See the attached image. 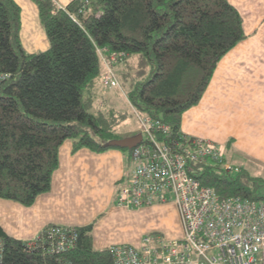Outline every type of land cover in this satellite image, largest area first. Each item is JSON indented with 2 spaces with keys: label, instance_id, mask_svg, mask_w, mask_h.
Here are the masks:
<instances>
[{
  "label": "trees",
  "instance_id": "obj_1",
  "mask_svg": "<svg viewBox=\"0 0 264 264\" xmlns=\"http://www.w3.org/2000/svg\"><path fill=\"white\" fill-rule=\"evenodd\" d=\"M32 1L50 42L36 53L23 46L20 6L0 0V199L27 207L51 189L66 140L74 151L103 152L124 138L113 128L125 114L106 104L105 89L126 95L135 115L169 124L180 137L183 114L246 37L227 0ZM109 62L119 86L104 84ZM197 178L221 198L264 200V174L209 164ZM76 231L74 249L51 255L29 251L0 225L2 264H113L107 249H95L93 224Z\"/></svg>",
  "mask_w": 264,
  "mask_h": 264
},
{
  "label": "crops",
  "instance_id": "obj_2",
  "mask_svg": "<svg viewBox=\"0 0 264 264\" xmlns=\"http://www.w3.org/2000/svg\"><path fill=\"white\" fill-rule=\"evenodd\" d=\"M14 1L21 8V40L25 50H48L50 42L37 5L32 0ZM55 1L66 7L73 0ZM227 1L241 16L246 37L219 61L200 102L183 114L181 132L213 142L234 166L252 175L263 174L264 0ZM122 97L129 104L127 97L115 89L106 90L104 95L106 104L118 112ZM73 148L72 140L60 147L51 189L39 195L33 205L27 207L0 199V225L9 236L30 241L49 225L93 224L95 249L104 250L112 243L102 227L108 216L123 210L115 205V197L132 171L130 155L120 148L103 152Z\"/></svg>",
  "mask_w": 264,
  "mask_h": 264
},
{
  "label": "built area",
  "instance_id": "obj_3",
  "mask_svg": "<svg viewBox=\"0 0 264 264\" xmlns=\"http://www.w3.org/2000/svg\"><path fill=\"white\" fill-rule=\"evenodd\" d=\"M113 69L109 62L106 86H119ZM136 115L142 141L132 149L135 165L116 194L115 205L132 211L174 204L182 232L176 239L145 236L139 247L113 245L107 249L113 264H264V200L221 198L197 178L209 164L229 172L240 167L227 162L213 142L179 137L171 125ZM25 242L29 251L43 248L45 253L60 254L76 247L78 233L76 227L53 224ZM2 254L0 241V264Z\"/></svg>",
  "mask_w": 264,
  "mask_h": 264
},
{
  "label": "rangeland",
  "instance_id": "obj_4",
  "mask_svg": "<svg viewBox=\"0 0 264 264\" xmlns=\"http://www.w3.org/2000/svg\"><path fill=\"white\" fill-rule=\"evenodd\" d=\"M121 103L120 110L124 112L125 119L116 124L113 128V133H115V136H123L124 138L129 133L139 134L140 124L134 111L123 97ZM115 148L119 149V147ZM120 149L130 155L129 149ZM130 165L133 169L135 165L133 160H131ZM263 174L260 172L254 175L260 176ZM114 207L116 208V206ZM123 210L108 216L105 220L102 230L106 239L112 242L106 249L113 245L121 244L139 247L143 238L148 235H161L168 239H176L181 236L182 225L178 210L174 204L142 208L139 212Z\"/></svg>",
  "mask_w": 264,
  "mask_h": 264
},
{
  "label": "water",
  "instance_id": "obj_5",
  "mask_svg": "<svg viewBox=\"0 0 264 264\" xmlns=\"http://www.w3.org/2000/svg\"><path fill=\"white\" fill-rule=\"evenodd\" d=\"M142 141V134H137L135 136L126 137L118 140L111 141L109 143L112 147H119L124 149L132 150L134 147L139 145Z\"/></svg>",
  "mask_w": 264,
  "mask_h": 264
}]
</instances>
